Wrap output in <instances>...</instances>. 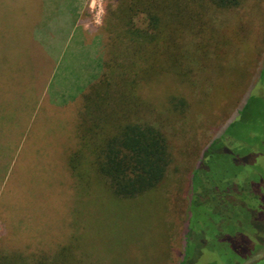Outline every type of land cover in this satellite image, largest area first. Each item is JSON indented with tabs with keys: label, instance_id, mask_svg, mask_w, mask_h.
<instances>
[{
	"label": "rangeland",
	"instance_id": "rangeland-1",
	"mask_svg": "<svg viewBox=\"0 0 264 264\" xmlns=\"http://www.w3.org/2000/svg\"><path fill=\"white\" fill-rule=\"evenodd\" d=\"M23 3L0 0V252L54 254L72 243L88 264H181L193 176L218 140L204 171L235 187L223 194L231 218L224 223L218 213L212 223L219 228H211L228 234L224 246L236 251L231 264H264V0H246L224 18L237 25L249 19L254 35L214 70L210 97L178 124L172 163L157 193L131 203H113L100 189L79 190L67 158L81 102L50 108L29 96L40 85L34 75L41 56L35 47L29 53ZM109 3L88 0L87 6L103 54ZM17 71L20 81L13 83ZM204 239L195 237V264H223L222 249L202 247Z\"/></svg>",
	"mask_w": 264,
	"mask_h": 264
},
{
	"label": "trees",
	"instance_id": "trees-1",
	"mask_svg": "<svg viewBox=\"0 0 264 264\" xmlns=\"http://www.w3.org/2000/svg\"><path fill=\"white\" fill-rule=\"evenodd\" d=\"M109 2L101 75L81 98L67 166L80 191L96 188L113 203H131L157 193L172 163L171 137L210 97L214 70L229 54L245 50L254 29L249 19L246 27L243 21H224L246 0ZM218 143L209 146L193 176L192 222L181 264H195V237L205 238L202 247L222 249L223 264H231L235 255L234 247L224 246L226 231L211 228H219L212 223L218 213L224 223L231 218L223 194L235 187L204 171ZM0 264L88 263L68 243L54 254L0 252Z\"/></svg>",
	"mask_w": 264,
	"mask_h": 264
},
{
	"label": "crops",
	"instance_id": "crops-1",
	"mask_svg": "<svg viewBox=\"0 0 264 264\" xmlns=\"http://www.w3.org/2000/svg\"><path fill=\"white\" fill-rule=\"evenodd\" d=\"M22 1V18L27 20L28 28L26 45L30 54L35 47L41 56L34 75L40 85L32 87L29 96L50 108L80 103L102 70V39L87 13L88 8L92 12V4L87 7L88 0ZM45 65L47 70L43 69ZM18 71L13 83L20 81Z\"/></svg>",
	"mask_w": 264,
	"mask_h": 264
}]
</instances>
